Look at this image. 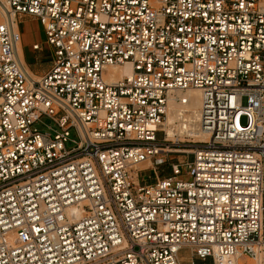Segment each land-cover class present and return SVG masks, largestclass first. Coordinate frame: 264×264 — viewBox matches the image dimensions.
<instances>
[{
	"label": "built area",
	"instance_id": "built-area-1",
	"mask_svg": "<svg viewBox=\"0 0 264 264\" xmlns=\"http://www.w3.org/2000/svg\"><path fill=\"white\" fill-rule=\"evenodd\" d=\"M22 17L50 47L37 77ZM189 88L208 140L140 181ZM182 247L264 264V0H0V264H182Z\"/></svg>",
	"mask_w": 264,
	"mask_h": 264
},
{
	"label": "rangeland",
	"instance_id": "rangeland-1",
	"mask_svg": "<svg viewBox=\"0 0 264 264\" xmlns=\"http://www.w3.org/2000/svg\"><path fill=\"white\" fill-rule=\"evenodd\" d=\"M18 26L22 37L23 51L25 56V61L32 71H38L41 69H46L50 62V47L45 42V35L42 30V25L37 19L30 17H22L18 19ZM37 42L42 46L41 52H36L32 49V43ZM166 121V118H165ZM164 121V122H165ZM48 125L52 126V122L47 117L43 116L40 118L35 126L38 130L45 132L49 131ZM165 131L161 130L158 133L157 138L159 141L162 140L163 136L166 137ZM70 138H77L76 131L74 129L70 130ZM193 138L189 136H172L165 142L167 144L169 152L163 151L157 157L162 158L163 162L158 165H152L151 162L147 167L153 166V168H141L138 172L140 181H152L155 172L158 176H167L170 174V163L173 161L186 162L191 159V148L199 144L197 141H192ZM73 143L69 142L66 144L70 148ZM165 147V145L163 146ZM179 256L182 260V264H191L190 261V251L186 247H182L179 251ZM194 264H211V260L206 261L195 260Z\"/></svg>",
	"mask_w": 264,
	"mask_h": 264
},
{
	"label": "bare ground",
	"instance_id": "bare-ground-1",
	"mask_svg": "<svg viewBox=\"0 0 264 264\" xmlns=\"http://www.w3.org/2000/svg\"><path fill=\"white\" fill-rule=\"evenodd\" d=\"M20 49V50H19ZM21 48L18 47V54L21 58ZM22 59V58H21ZM108 71L120 77L131 72L129 64L121 66H113L107 68ZM29 71V70H28ZM29 73H31L29 71ZM31 75H33L31 73ZM33 77H37L34 76ZM185 97L186 101L183 103L181 98ZM200 107H201V91L197 88H189L187 90H175L169 98L166 109V121L164 119L161 124V130L165 131L166 139L172 136H189L192 141H207L208 134L202 131L200 126ZM151 161L147 160L134 168H146ZM152 164V163H151ZM75 211V210H74Z\"/></svg>",
	"mask_w": 264,
	"mask_h": 264
},
{
	"label": "crops",
	"instance_id": "crops-1",
	"mask_svg": "<svg viewBox=\"0 0 264 264\" xmlns=\"http://www.w3.org/2000/svg\"><path fill=\"white\" fill-rule=\"evenodd\" d=\"M21 39H22V37H21ZM33 43H35V42H33ZM32 43V44H33ZM20 50V49H19ZM34 51H36V50H34ZM21 58L23 59V61H24V63L26 64V66H27V69H29V71L34 75V76H40V75H42L47 69H48V67H49V64H48V67L46 68V69H39L38 71H32L31 69H30V67L28 66V64L26 63V61H25V56H24V51H23V44H22V40H21ZM36 52H38V51H36ZM148 168V167H147ZM145 169V168H144Z\"/></svg>",
	"mask_w": 264,
	"mask_h": 264
}]
</instances>
